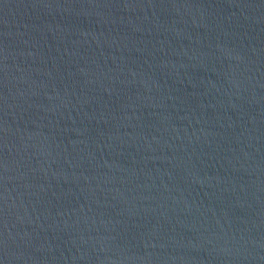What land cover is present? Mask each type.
I'll list each match as a JSON object with an SVG mask.
<instances>
[{
	"label": "water",
	"instance_id": "obj_1",
	"mask_svg": "<svg viewBox=\"0 0 264 264\" xmlns=\"http://www.w3.org/2000/svg\"><path fill=\"white\" fill-rule=\"evenodd\" d=\"M0 264H264V0H0Z\"/></svg>",
	"mask_w": 264,
	"mask_h": 264
}]
</instances>
